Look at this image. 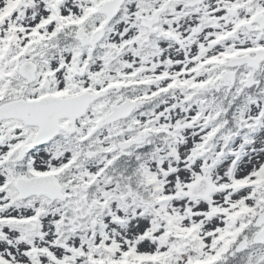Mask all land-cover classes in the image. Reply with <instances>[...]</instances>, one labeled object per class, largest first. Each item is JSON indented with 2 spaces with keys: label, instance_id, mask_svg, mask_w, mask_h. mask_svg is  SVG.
Here are the masks:
<instances>
[{
  "label": "snow or ice",
  "instance_id": "obj_1",
  "mask_svg": "<svg viewBox=\"0 0 264 264\" xmlns=\"http://www.w3.org/2000/svg\"><path fill=\"white\" fill-rule=\"evenodd\" d=\"M0 264H264V0H0Z\"/></svg>",
  "mask_w": 264,
  "mask_h": 264
}]
</instances>
